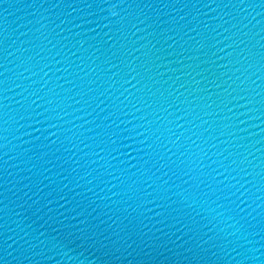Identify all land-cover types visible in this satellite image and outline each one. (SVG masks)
<instances>
[{"label":"water","instance_id":"1","mask_svg":"<svg viewBox=\"0 0 264 264\" xmlns=\"http://www.w3.org/2000/svg\"><path fill=\"white\" fill-rule=\"evenodd\" d=\"M0 264H264V0H0Z\"/></svg>","mask_w":264,"mask_h":264}]
</instances>
